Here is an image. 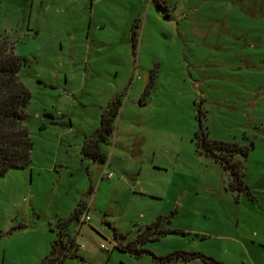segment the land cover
I'll return each instance as SVG.
<instances>
[{
	"label": "rangeland",
	"instance_id": "rangeland-1",
	"mask_svg": "<svg viewBox=\"0 0 264 264\" xmlns=\"http://www.w3.org/2000/svg\"><path fill=\"white\" fill-rule=\"evenodd\" d=\"M2 36L24 58L33 147L0 175V264H40L62 229L76 246L58 264H159L178 250L264 264V0H0ZM118 94L107 160L93 161L82 145ZM199 111L211 138L248 147L256 199L197 153ZM159 216L167 232L140 255L118 247Z\"/></svg>",
	"mask_w": 264,
	"mask_h": 264
},
{
	"label": "trees",
	"instance_id": "trees-1",
	"mask_svg": "<svg viewBox=\"0 0 264 264\" xmlns=\"http://www.w3.org/2000/svg\"><path fill=\"white\" fill-rule=\"evenodd\" d=\"M138 20L132 24L131 33L134 44L137 41ZM24 58L14 52V45L7 37H0V175L6 173L12 167L26 166L31 161L33 141L25 124L27 118L26 106L30 100L29 89L20 80L19 74ZM121 96H114L103 110L100 123L84 141L81 152L85 157L93 161L106 162L107 153L101 144L108 142L109 136L114 131V122L121 107ZM201 111L198 113L199 127L194 134L193 140L197 153L211 156L229 173L231 188L239 191L247 190L253 197L250 187L245 183V171L243 159L248 154V147L237 142L213 139L209 136L207 127L201 122ZM85 202H80L72 216L79 221L80 212ZM159 216L155 222L148 225L134 241L126 246H118L121 249L140 255L143 250L139 244L156 239L167 232L160 228ZM68 219V220H69ZM67 221H64V223ZM83 223V222H82ZM65 229L60 230L58 240H54L50 252L45 255L40 264L60 263L72 247H75L74 237L63 239ZM59 244L61 246L59 247ZM78 248V247H77ZM191 260L200 258L208 264H224L223 262L197 251H174L163 256H157L159 264H166L171 259Z\"/></svg>",
	"mask_w": 264,
	"mask_h": 264
},
{
	"label": "built area",
	"instance_id": "built-area-1",
	"mask_svg": "<svg viewBox=\"0 0 264 264\" xmlns=\"http://www.w3.org/2000/svg\"><path fill=\"white\" fill-rule=\"evenodd\" d=\"M111 175V174H110ZM109 175V176H110ZM90 220V217H89V215L87 214V213H85L84 215H82V217H81V221L82 222H87V221H89Z\"/></svg>",
	"mask_w": 264,
	"mask_h": 264
},
{
	"label": "crops",
	"instance_id": "crops-1",
	"mask_svg": "<svg viewBox=\"0 0 264 264\" xmlns=\"http://www.w3.org/2000/svg\"><path fill=\"white\" fill-rule=\"evenodd\" d=\"M103 144H101V147H102V149H103V146H102ZM104 150V149H103ZM103 175H105L104 173H103ZM102 175V176H103ZM107 176V175H106ZM250 187V186H249ZM251 188V187H250ZM253 198H255L256 199V197L255 196H253ZM81 224V223H80ZM74 240H75V238H74Z\"/></svg>",
	"mask_w": 264,
	"mask_h": 264
}]
</instances>
